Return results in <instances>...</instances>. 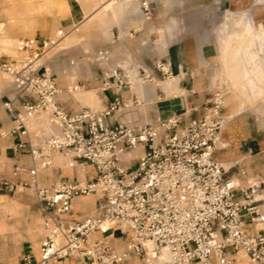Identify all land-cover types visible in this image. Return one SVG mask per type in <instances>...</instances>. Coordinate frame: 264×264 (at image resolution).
<instances>
[{
    "label": "built area",
    "instance_id": "2783aa9c",
    "mask_svg": "<svg viewBox=\"0 0 264 264\" xmlns=\"http://www.w3.org/2000/svg\"><path fill=\"white\" fill-rule=\"evenodd\" d=\"M141 5L148 11L146 2ZM50 44L22 39L17 44L21 56L0 60V72L30 97L21 110L4 103L13 122L8 133L27 135L29 121L40 113H46L58 129L41 144L28 141L16 146L26 149L33 161L25 172L43 231L39 260L25 255L21 264H51L65 258L76 264H119L131 255L141 264H240L242 260L264 264L262 180L248 176L244 169L233 176L230 171L237 164L225 168L213 159L215 151L225 148L221 135L228 119L223 114V88L211 94L199 118L186 124L176 115L155 124L109 126L106 118L127 106L119 98L102 112L68 113L59 107L55 79L39 63ZM97 58L105 63V88L130 89L141 80L130 81L120 66L108 67V50H100ZM156 69L170 76L164 64ZM137 148L145 149L144 154L135 168L125 169L121 156ZM52 151L68 157V167L76 168L82 178L40 185L38 174L53 167ZM87 165L95 170L92 179L86 177ZM15 188L10 186V191ZM89 196L100 197L96 213L66 221L72 200ZM246 225L256 232H247ZM115 230L131 238L121 252L112 241ZM96 234L100 238H94Z\"/></svg>",
    "mask_w": 264,
    "mask_h": 264
},
{
    "label": "crops",
    "instance_id": "0c3cea01",
    "mask_svg": "<svg viewBox=\"0 0 264 264\" xmlns=\"http://www.w3.org/2000/svg\"><path fill=\"white\" fill-rule=\"evenodd\" d=\"M128 1L109 0L103 6V12H107L105 41L106 50L109 51L108 67L120 66L133 80L138 79L135 73L140 75L143 71L144 75L149 72L151 78L145 80L141 75L135 89L105 88L103 67L100 73H93L88 58L73 57L70 51L62 49L57 55L62 61L60 67L76 69L79 75L76 83H84L83 88L88 89L75 96L72 91L66 92V87H62L64 93L57 96V104L68 113L81 109L102 112L109 108L115 98H119L127 106L120 107L106 118L105 123L109 126L155 124L158 120L176 115H181L182 124L199 118L211 94L219 88L214 76L218 56L215 40H222L226 34L228 19L225 1L218 0L208 6L202 3L197 10L193 2H187L184 24L174 20L163 28L156 18L145 19L142 16L139 2L127 5ZM117 2L118 9L114 10L113 7L110 12L109 9ZM249 4L253 21L264 24V0H250ZM92 14L93 10L83 9L76 0H62L52 15L34 17L25 13L22 5L0 0V39L13 41L21 37L26 32L19 29L17 24L27 23L37 25L30 34L38 41L47 40L55 28L64 37L77 31L79 25L86 24ZM78 51L83 56L81 47ZM0 60L11 59L0 57ZM159 63H164L169 77L157 71L156 65ZM170 78L175 81L166 82ZM29 99L26 92L17 90L13 85H0V132H5L0 136V264H21V258L25 255L38 261L43 240L40 209L34 192L28 187L30 177L25 172L33 166V161L26 149L17 150L16 146L28 141L41 144L58 134V129L51 125L53 132L50 134L44 133L40 127H29L27 135L8 133L13 122L4 103H11L15 110H21ZM224 115L228 119L221 135L225 148L215 151L213 159L225 168L237 164V168L230 171L233 176L238 175V169H244L248 176L258 175L262 180L261 197L264 199V111L230 103L225 106ZM144 152L145 149L139 148L123 154L122 166L125 169L136 167ZM52 156L53 169L38 174L40 185L82 178L76 168L68 167V157L58 151H52ZM17 167L21 171L17 172ZM95 176L93 166L87 165L86 177L92 179ZM10 186H16L15 190L10 191ZM99 202V196L77 197L72 200V210L64 219L80 221L92 216ZM245 229L249 233L256 232L251 225H246ZM112 237L117 252H121L131 239L129 235L121 236L118 230L112 233ZM94 238L98 239L100 235L96 234ZM51 264H76V261L65 258L53 260ZM119 264H141V261L131 255L127 261ZM240 264L249 263L242 260Z\"/></svg>",
    "mask_w": 264,
    "mask_h": 264
},
{
    "label": "rangeland",
    "instance_id": "374dc122",
    "mask_svg": "<svg viewBox=\"0 0 264 264\" xmlns=\"http://www.w3.org/2000/svg\"><path fill=\"white\" fill-rule=\"evenodd\" d=\"M8 4L18 3L23 6V10L29 16L52 15L57 9L58 4L62 0H6ZM83 9L93 10V14L88 18V22L79 25L77 31L64 35H58V28H55L53 34L47 41L53 44L47 45L45 53L42 55L39 63L48 67L55 79L57 88L61 94L64 91L62 87H66V92H73L76 96L78 93L87 90L83 88L84 83L78 85L77 70L66 69L60 67L61 60L57 57L59 51L66 49L70 51L71 56L79 58H88L93 73H100V69L105 63L97 60V53L100 50H106L105 41V18L107 12H103V6L109 0H76ZM218 0H130L127 5L133 2L140 4L141 14L146 18H156L161 27L167 26L170 21L178 20L184 24V16L186 13V3L197 6L212 5ZM225 1L226 17V34L224 38L215 40L218 45V56L215 60V79L219 88H223L226 105L237 104L241 107H256L260 111H264V24L257 23L251 18L249 9L250 0H221ZM142 2L148 5V11H144ZM118 2L109 9L112 12L118 9ZM26 10V11H25ZM199 10H203L199 8ZM205 10L212 11L211 8ZM230 19V20H229ZM236 20V22H235ZM3 27V26H2ZM26 34L16 38L13 41L0 39V57H9L14 59L22 54L17 51V44L22 39H32L31 31L36 29V24H17ZM64 33V31H63ZM4 36V34H2ZM2 36V37H3ZM81 47L83 56L78 51ZM253 49V50H251ZM239 52L241 55H239ZM95 54V55H94ZM108 65L110 62L107 63ZM164 64V63H161ZM85 74V73H83ZM137 78L144 76L145 72L135 73ZM135 74L133 76H135ZM147 74H150L149 72ZM146 74V75H147ZM142 75V76H141ZM129 79L133 81L132 76ZM151 78V76H149ZM147 78V79H149ZM146 80V79H145ZM3 83L12 85L10 79L0 72V85ZM133 83V82H132ZM137 83L132 84L135 89ZM134 91V90H133ZM223 109V114H224ZM225 116V115H224ZM29 127L42 128L44 133L50 134L53 128L49 123L46 113H40L29 121ZM135 168V167H134ZM50 168L48 170H51ZM45 170V171H48Z\"/></svg>",
    "mask_w": 264,
    "mask_h": 264
},
{
    "label": "bare ground",
    "instance_id": "6f19581e",
    "mask_svg": "<svg viewBox=\"0 0 264 264\" xmlns=\"http://www.w3.org/2000/svg\"><path fill=\"white\" fill-rule=\"evenodd\" d=\"M173 81H175V79H174V78H170V79L167 80L166 82L171 83V82H173ZM137 86H138V85H137ZM137 149H139V148H137ZM65 165H67V164H65Z\"/></svg>",
    "mask_w": 264,
    "mask_h": 264
}]
</instances>
